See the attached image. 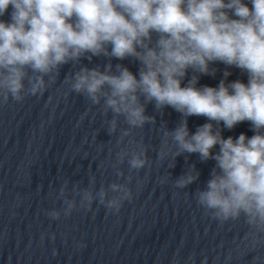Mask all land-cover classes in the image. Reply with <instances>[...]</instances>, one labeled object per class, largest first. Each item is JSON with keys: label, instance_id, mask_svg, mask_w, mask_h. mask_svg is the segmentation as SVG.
Masks as SVG:
<instances>
[{"label": "clouds", "instance_id": "clouds-1", "mask_svg": "<svg viewBox=\"0 0 264 264\" xmlns=\"http://www.w3.org/2000/svg\"><path fill=\"white\" fill-rule=\"evenodd\" d=\"M9 6L11 21L0 20V103L42 94L45 77L55 80L63 65L104 56L103 70L83 66L69 82L72 91L94 105L103 101V112L111 111L109 135L120 116L129 125L121 139L133 128L155 123L145 114L149 102L157 110L172 107L182 114L178 126L164 132L176 146L174 159L198 153L202 161L216 162L206 187L195 192L197 203L221 222L243 216L256 232H264V0H0V16ZM113 58L138 62V74L121 63L113 66ZM215 63L226 66L224 78L216 87H197L200 76H215L210 67ZM233 67L247 74V83L227 81ZM189 70L192 76L182 87ZM190 116L209 122L190 133ZM243 122L250 123L253 136L223 137V129ZM126 156L118 153L117 162ZM147 164L144 147L131 152L130 171ZM199 175L190 168L175 184L185 189ZM74 189L81 206L91 208L98 200L114 213L133 198L127 182L96 190L90 181L88 188ZM65 203V215L77 207L74 199ZM49 215L58 219L60 213Z\"/></svg>", "mask_w": 264, "mask_h": 264}, {"label": "water", "instance_id": "water-1", "mask_svg": "<svg viewBox=\"0 0 264 264\" xmlns=\"http://www.w3.org/2000/svg\"><path fill=\"white\" fill-rule=\"evenodd\" d=\"M11 12L9 6L0 20L10 22ZM107 62L104 56L70 62L55 80L45 77L48 87L42 94L0 103V264H264V232H256L243 216L221 222L197 203L195 192L206 187L216 162L202 161L198 153L174 159L176 146L164 132L178 126L181 113L172 107L157 110L149 102L145 114L156 122L133 128L121 139L129 128L123 116L109 135L113 114L103 112V101L94 105L72 91L69 80L81 67L103 70ZM111 63L138 74L139 63L131 58ZM210 67L217 70L215 76H200L197 87H216L224 78V64ZM228 70V82L247 83L246 73ZM191 76L189 70L182 87ZM208 122L203 116L187 117L190 133ZM241 133L254 135L249 122L222 131L224 138ZM141 146L148 164L130 171V154ZM122 151L129 156L118 163ZM212 151L218 152L219 145ZM193 167L198 180L178 188L175 180ZM90 181L96 190L127 182L133 198L118 213L98 200L85 208L74 186L79 192ZM67 198L77 207L65 215ZM53 211L60 213L58 219L49 215Z\"/></svg>", "mask_w": 264, "mask_h": 264}]
</instances>
